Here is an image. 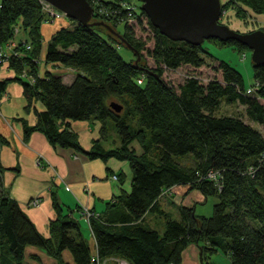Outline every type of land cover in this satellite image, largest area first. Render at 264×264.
I'll list each match as a JSON object with an SVG mask.
<instances>
[{"label": "trees", "instance_id": "obj_1", "mask_svg": "<svg viewBox=\"0 0 264 264\" xmlns=\"http://www.w3.org/2000/svg\"><path fill=\"white\" fill-rule=\"evenodd\" d=\"M88 1L95 10L93 22L125 25L120 33L123 39L109 30L106 39L100 33L102 27L69 19L46 42L43 25L49 19L41 0L0 3V51L9 52L6 66L15 73L11 79L0 78V101L9 84L23 86L26 109H34L37 116L35 125L23 120L26 141L40 132L55 148L72 149L90 159L130 163L131 190L123 191L89 221L100 257H118L130 264H182L184 251L195 244L204 262L223 251L233 264H264V134L255 127L264 126V66L254 65V92L245 88L242 74L225 62L215 68L222 80L203 84L195 76L188 77L177 90L163 79L164 73L184 65L204 66L206 56H212L203 44L194 46L162 35L145 12L139 13L140 0ZM222 4L223 12L233 11L230 19L245 24L264 17V0ZM130 18L140 24L148 20L155 40L148 54L155 68H149L144 58L136 64V53L131 62L119 53L118 45L130 44L140 53L145 46ZM214 40L221 46L247 48L233 40ZM47 65L71 68L76 76L68 84ZM112 103L122 106V111L113 109ZM223 103L240 104L244 116L217 115ZM109 119L121 136V146L106 148L96 140L92 149H85L72 122L97 121L103 133ZM0 144H8L1 133ZM189 155L193 157L190 165L176 159ZM4 169L0 160V264H30L29 247L43 250L58 264H69L64 260L66 251L75 264H92L93 248L82 236L73 212L66 213L54 193L56 216L49 224L50 236L45 237L4 187ZM210 172L216 177H209ZM118 176L124 181L122 174ZM178 185H188L206 198L216 195L219 202L211 217L187 206H181L179 220L160 211L166 223L160 233L146 225L144 217L157 212L164 193ZM31 259L41 262L34 254Z\"/></svg>", "mask_w": 264, "mask_h": 264}, {"label": "crops", "instance_id": "obj_2", "mask_svg": "<svg viewBox=\"0 0 264 264\" xmlns=\"http://www.w3.org/2000/svg\"><path fill=\"white\" fill-rule=\"evenodd\" d=\"M258 19L264 20V17ZM57 28L49 24L43 25L46 42ZM45 50L46 48L44 52ZM14 76L15 73L8 66H4L0 71L1 79H11ZM68 76L69 79L66 81V77L63 76V78L66 83L70 84L75 76ZM0 104V112L12 110L9 116L0 118V133L8 141L6 145L0 144V160L6 170L16 171V173L6 172L4 183L5 186L9 185L13 198L20 203L42 235L50 236L49 224L56 216L53 207L54 193L65 210L68 206V210L73 212L72 215L76 220L81 223V220L84 219L89 225V221L84 215L85 209L89 208L102 214L108 204L115 201V198L120 196L123 191L129 192L125 186L127 175L124 176V181L114 178L120 175L115 170L118 165L113 162L114 159L105 162L99 158L90 159L72 149L55 148L40 132H34L26 141L23 120L28 121L30 125H35L37 116L34 109L31 111L26 109L28 101L22 85L19 83L9 84ZM35 107L39 110L43 109L41 103H36ZM255 127L259 128L257 125ZM72 128L78 133L81 145L90 150L93 148L94 141L100 138L98 133L101 132L102 124L97 121L91 122V120L72 122ZM35 199L41 200V205L36 208L31 205ZM206 202L207 198L200 191H192L188 185H178L171 189L169 195H164L160 199L157 212L147 213L143 221L151 227L154 221L159 220L162 230L159 232L164 233L165 217L159 212L164 211L170 216V203H174L180 208L181 206L194 207L196 211L199 203ZM178 217V219L172 218L179 220L181 213L178 214ZM92 237V248L95 253L97 247L93 234ZM27 253L30 259L33 254L41 258V262L33 259L29 262L27 258L30 264H58L55 259L37 247H29ZM221 254L225 256L223 264H233L231 257L223 251H218L204 262L200 248L192 244L184 251L182 264H222L218 260L219 258L216 259L217 262L213 260V257ZM64 260L69 264H75L73 256L68 251L64 252Z\"/></svg>", "mask_w": 264, "mask_h": 264}, {"label": "rangeland", "instance_id": "obj_3", "mask_svg": "<svg viewBox=\"0 0 264 264\" xmlns=\"http://www.w3.org/2000/svg\"><path fill=\"white\" fill-rule=\"evenodd\" d=\"M2 1L3 0H0V3ZM221 1L224 2L227 0H221ZM142 5L143 4L141 3L139 13H142ZM52 7L53 8L51 9V11H58L61 14V18H57V19L51 18V17H54L51 15V13H50L51 11L44 9V12H45L47 18L49 19V21L46 22L45 24H49V25L55 26V27H60L64 24H67V22L68 23L70 22V20H69L70 18L67 17V15L64 12L55 8L53 5H52ZM100 12H102V11H100ZM232 13H233L232 10H229L228 12H224L222 19H221V22L224 24H228V26L230 25L231 28H233L234 30L241 31L242 33L243 32L249 33V31H252V30L264 29V20L252 19L253 21H251L248 24H245L242 21L237 20L235 18L230 19L231 16L229 14H232ZM138 23L137 24L134 23L132 26L134 27V32H135L136 37L138 39H142V41L145 43L144 49L141 51L140 54L142 56V59L143 58L145 59L149 68H155L154 60L148 54V49H152L155 45L154 34L149 27L145 26V23L144 24H140V23L138 24ZM111 25L117 34H120V33L122 34L125 31V25L124 24H120L117 27H115L113 24H111ZM99 30H100V33L106 39H109L108 30L106 28L102 27ZM20 38H21V36H19V38L17 37L15 41L18 43ZM44 38H45V36H44ZM14 46H15V44L11 45L9 50H13ZM203 46L212 56V57L206 56L207 63L204 66L199 67V68H195L193 66L184 65L175 71L167 70L163 75V79L167 83H169L171 86L175 87L177 90H178L179 86L188 77H193V76L199 78L201 83L208 84L211 80H214V79L222 80V73L217 72L215 70V68H217L221 62H225V63L230 64L233 68H235L237 71H239L242 74L243 79H244V85H245V88L247 90L254 89L255 84H256V80H255L256 69L254 66L255 64L253 62V57H252L253 51L252 50H250L249 48H245L244 50H241L236 45L221 46L214 39L206 40L203 43ZM118 50H119L120 55L124 58L125 61L131 62L132 60H134L135 51L132 50L131 48H129L125 45H118ZM8 53H6V54H8ZM46 68L50 71H54L56 73H59V74H62L63 76H65L66 77L65 81L67 79H69L68 75L76 76L73 69L63 67L62 65H47ZM0 106H1V104H0ZM11 112H12V110H9V111L4 110L3 112H0V118L2 116H4V117L9 116V113H11ZM244 112H245V108L243 106H241L240 104L228 105L226 103H223L222 107L217 112V115L244 116ZM93 122H94V120H93ZM257 126L259 127L260 131L264 134V126H259V125H257ZM106 128L107 129L103 133H102V131L98 133L100 135L99 140H101V143L106 148L120 147L122 144L121 136H120V134L116 128V125L112 119L108 120V122L106 123ZM136 148L138 149V151H140V148L137 144H136ZM176 159L179 162H182V163H185L188 165L192 164V161H193L192 160L193 157L191 155L186 156V157H177ZM113 162H116V164L118 165L117 167H115L116 172H118L119 174H122L123 177L127 175V178L125 179V186H126L127 190L130 191L131 190V183L133 180V172H132V168H131L130 163L128 161H120L117 159H114ZM6 172L7 173L8 172L16 173L15 170L9 171V170L4 169V172L2 175L3 183H4V180H6V176H7ZM124 173H126V174H124ZM4 175H5V177H4ZM118 179H119V177H118ZM4 187L10 191L9 185L5 186V183H4ZM217 202H219L218 196H216V195L209 196L207 198L206 203H204V204L199 203L198 204V208L196 210V213L198 215L211 217L213 215V212H214V205ZM31 205L36 208V207H39L41 205V203L39 205H34V204H31ZM68 208L69 207L67 206L66 213L69 212ZM86 210H88L89 213L91 212L93 215H95V214H96V216L99 215L98 213L92 211L89 208H87ZM169 212H170V217L178 219L179 218L178 214L180 213V207L174 203H170ZM82 220L80 223L82 234H83L84 239L87 242V244L92 247L93 237H92L89 225L87 224V222L84 219H82ZM88 221H90V220H88ZM151 228L157 229L158 231H162L161 230V222L159 220L154 221ZM217 258H219L218 260L221 261L220 263H222V264L224 263L225 256L223 254L216 255L215 257H213V260L215 262H217L218 261V260H216ZM28 261L31 262L32 259L28 258Z\"/></svg>", "mask_w": 264, "mask_h": 264}, {"label": "water", "instance_id": "obj_4", "mask_svg": "<svg viewBox=\"0 0 264 264\" xmlns=\"http://www.w3.org/2000/svg\"><path fill=\"white\" fill-rule=\"evenodd\" d=\"M64 12L67 17L89 27H103L123 39L111 25L104 21L93 22L95 10L88 0H44ZM142 11L153 26L173 41H184L194 46L206 40L221 42L237 41L253 51V62L264 66V30L249 33L238 32L221 22L223 16L221 0H140ZM128 47L137 54L136 64L142 60L140 52L132 45ZM148 71V70H146ZM111 107L121 112L123 107L112 103Z\"/></svg>", "mask_w": 264, "mask_h": 264}, {"label": "built area", "instance_id": "obj_5", "mask_svg": "<svg viewBox=\"0 0 264 264\" xmlns=\"http://www.w3.org/2000/svg\"><path fill=\"white\" fill-rule=\"evenodd\" d=\"M43 5H44V9L51 11V9L53 8L51 4H49L48 2L41 0ZM95 2V0H92ZM129 4L124 3L123 6L124 7H130L129 9H133V6H128ZM52 16L51 18H61V14L58 11H51L50 12ZM145 26L149 27L148 25V20H145ZM129 23L131 25H133L134 23H138L136 18H130L129 19ZM10 61V56L2 51H0V65L2 64L3 66H6ZM2 67L0 66V71H1ZM255 89H250L249 92H254ZM209 177L214 178L216 177V174L213 172H210ZM115 179H118V176L114 177ZM171 192V191H170ZM169 191H166L164 193V195H169L170 194ZM41 203L40 199H35L31 202V204L34 205H39ZM84 215L88 218V220L91 219L92 216H94L91 212L89 213L88 210H84ZM91 263L92 264H130L127 260L121 259V258H117V257H108V258H101L100 255L98 254V251L96 250V252L93 254V257L91 259Z\"/></svg>", "mask_w": 264, "mask_h": 264}]
</instances>
